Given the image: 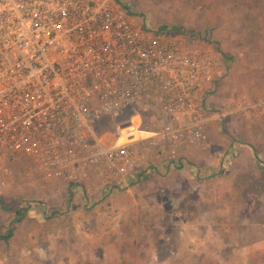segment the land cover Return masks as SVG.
<instances>
[{
    "label": "rangeland",
    "instance_id": "obj_1",
    "mask_svg": "<svg viewBox=\"0 0 264 264\" xmlns=\"http://www.w3.org/2000/svg\"><path fill=\"white\" fill-rule=\"evenodd\" d=\"M119 1L144 26L183 29L215 50L206 140L177 147L174 165L173 147H142L145 177L111 196L99 178L70 184L9 159L0 237L13 234L0 239V264H264V0ZM244 103L254 109L229 115ZM128 118L103 119L98 136L107 145Z\"/></svg>",
    "mask_w": 264,
    "mask_h": 264
},
{
    "label": "built area",
    "instance_id": "obj_2",
    "mask_svg": "<svg viewBox=\"0 0 264 264\" xmlns=\"http://www.w3.org/2000/svg\"><path fill=\"white\" fill-rule=\"evenodd\" d=\"M220 67L197 34L148 28L119 0H0V175L22 157L48 178L128 190L142 147L171 146L175 163L206 140ZM127 115L106 145L98 124Z\"/></svg>",
    "mask_w": 264,
    "mask_h": 264
},
{
    "label": "trees",
    "instance_id": "obj_3",
    "mask_svg": "<svg viewBox=\"0 0 264 264\" xmlns=\"http://www.w3.org/2000/svg\"><path fill=\"white\" fill-rule=\"evenodd\" d=\"M173 33H175V34H186L187 32H185V30H183V29L176 28L175 30H173ZM16 207H17L16 205H13L11 207H6V206L2 205V208L4 210L14 212L15 215L18 217V220H20V218L23 216L22 215L23 213H22L21 210L17 209ZM18 220H17V222H19ZM12 234H13V231L11 229V230L8 231V234L6 236H1L0 239L8 241L11 238Z\"/></svg>",
    "mask_w": 264,
    "mask_h": 264
},
{
    "label": "crops",
    "instance_id": "obj_4",
    "mask_svg": "<svg viewBox=\"0 0 264 264\" xmlns=\"http://www.w3.org/2000/svg\"><path fill=\"white\" fill-rule=\"evenodd\" d=\"M127 9V8H126ZM237 16H235L236 17V28H238L239 27V30L238 29H236V30H238L237 32L238 33H240L241 32V29L243 28V18L244 17H246L247 16V14H245V13H243V11H242V13L240 14V11H237ZM252 14H255L253 17H256V12L254 11V10H252V12H251ZM243 14V15H242ZM242 19V20H241ZM228 17H225V22H226V24H228ZM253 22V24H257V23H255L254 21H252ZM171 165H174V163H171ZM145 173L143 172H140L139 174H138V178L140 179V181L145 177ZM139 181V182H140ZM132 187V186H131ZM131 189V188H130ZM130 189H128V190H126V191H130ZM123 192V191H122ZM119 193H121V192H119Z\"/></svg>",
    "mask_w": 264,
    "mask_h": 264
}]
</instances>
